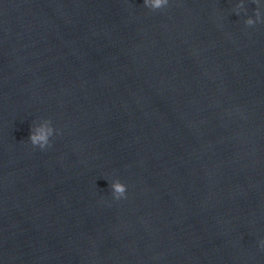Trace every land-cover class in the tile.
I'll return each mask as SVG.
<instances>
[{
	"label": "clouds",
	"instance_id": "9594fccd",
	"mask_svg": "<svg viewBox=\"0 0 264 264\" xmlns=\"http://www.w3.org/2000/svg\"><path fill=\"white\" fill-rule=\"evenodd\" d=\"M169 0H143L144 6L155 11L168 5ZM258 2V0H257ZM242 6V5H241ZM257 18H259V11L257 10ZM256 20L249 18L245 21L246 25L252 26L256 23ZM54 128L52 127L50 120H44V123L39 127H32L28 139L34 147L45 149L50 146V137L54 134ZM110 188L112 195L115 199H121L126 197L127 186L120 180H114ZM261 247H264V241L261 242Z\"/></svg>",
	"mask_w": 264,
	"mask_h": 264
}]
</instances>
